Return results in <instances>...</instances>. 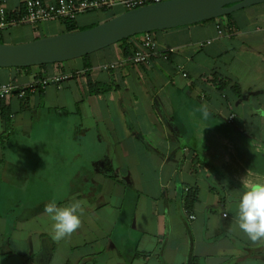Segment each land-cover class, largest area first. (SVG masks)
Here are the masks:
<instances>
[{"label":"crops","instance_id":"obj_1","mask_svg":"<svg viewBox=\"0 0 264 264\" xmlns=\"http://www.w3.org/2000/svg\"><path fill=\"white\" fill-rule=\"evenodd\" d=\"M1 1L25 10L26 0ZM117 10L74 22L91 29ZM222 18L150 33L149 66L130 61L140 35L86 59L0 69V83L35 86L3 101L7 118L0 109V264H264V246L236 226L242 178L264 182V3L229 27ZM64 21L11 27L2 43L66 33ZM47 23L64 31L43 36ZM20 27L31 30L15 42ZM89 81L112 89L91 92ZM74 199L87 202L81 227L56 242L44 206Z\"/></svg>","mask_w":264,"mask_h":264},{"label":"water","instance_id":"obj_2","mask_svg":"<svg viewBox=\"0 0 264 264\" xmlns=\"http://www.w3.org/2000/svg\"><path fill=\"white\" fill-rule=\"evenodd\" d=\"M264 0H168L123 12L98 26L23 44L0 43V69H27L88 57L129 38L216 20Z\"/></svg>","mask_w":264,"mask_h":264},{"label":"built area","instance_id":"obj_3","mask_svg":"<svg viewBox=\"0 0 264 264\" xmlns=\"http://www.w3.org/2000/svg\"><path fill=\"white\" fill-rule=\"evenodd\" d=\"M168 0H55L52 3L44 0H26L25 10L23 13L15 14L8 11L6 1L0 2V41L2 40L4 31L11 27L20 24L37 25L42 22L52 20H75L79 15L88 12H108L114 8H119L124 12L160 4ZM219 34L222 31L219 29ZM157 49V44L151 35L145 34L142 45L134 51L133 57L130 61L135 66L151 64L152 56ZM116 68V64L105 66V70ZM184 77H187L184 75ZM69 79L68 75L61 77L42 79L39 86L45 88L50 84L60 85L63 81ZM35 86L32 85L27 88L19 87L14 83H0V100H7L12 97H17L20 100L26 99L29 92H34ZM233 122V117L229 120ZM190 220H194L195 216H190Z\"/></svg>","mask_w":264,"mask_h":264},{"label":"clouds","instance_id":"obj_4","mask_svg":"<svg viewBox=\"0 0 264 264\" xmlns=\"http://www.w3.org/2000/svg\"><path fill=\"white\" fill-rule=\"evenodd\" d=\"M204 118L210 116L207 106L198 109ZM243 191L236 202V226L257 246H264V182H249L242 178ZM85 200L59 206L55 200L45 204L43 214L51 221V236L56 242L70 238L81 227Z\"/></svg>","mask_w":264,"mask_h":264},{"label":"trees","instance_id":"obj_5","mask_svg":"<svg viewBox=\"0 0 264 264\" xmlns=\"http://www.w3.org/2000/svg\"><path fill=\"white\" fill-rule=\"evenodd\" d=\"M225 19L228 20V27L232 25V23L230 22L232 20V15H228L226 17H224ZM223 19V18H221ZM65 26H66V31L65 32H71V31H83L80 30L77 26L76 23L74 22V20H65L64 21ZM219 28V27H218ZM220 29V28H219ZM221 30V29H220ZM222 31V30H221ZM132 38H129L127 40L122 41L123 43L129 42ZM0 43H2V40L0 41ZM134 54V52H133ZM88 57H84V59H86ZM60 65V64H57ZM47 66V65H46ZM46 66H40L38 68L44 69L46 68ZM30 69V68H27ZM27 69H22V70H27ZM229 82L226 81L225 84L227 85ZM89 87L92 90L91 92L97 93V94H102V93H107L108 91H111V87L109 86H105V85H97L92 83L91 81H89ZM223 88V87H222ZM222 88H219L220 90H223ZM234 91L239 94L238 89L235 87ZM27 98V97H26ZM25 100V99H24ZM0 109L2 111V115L4 118H7L8 116V110L6 109V106L3 104V100H0ZM198 201V197H197V192L191 193L188 195L187 197V201H186V206L189 210H191L194 206V204Z\"/></svg>","mask_w":264,"mask_h":264},{"label":"rangeland","instance_id":"obj_6","mask_svg":"<svg viewBox=\"0 0 264 264\" xmlns=\"http://www.w3.org/2000/svg\"><path fill=\"white\" fill-rule=\"evenodd\" d=\"M114 9H117V8H114ZM114 9H112V10H110V11H113ZM118 14H121V13H123L124 11L123 10H121V9H119L118 8ZM116 11V12H117ZM239 12V11H238ZM237 13V12H236ZM235 14V13H234ZM88 16H89V18H90V20H91V23H81L80 24V22H81V20L80 19H82V18H88ZM108 17H109V14L107 15H105V14H101L100 12H95V13H89V14H85V15H82V16H80L79 17V19H78V21H77V23L80 25V26H89V25H92V24H97V22L98 21H103V20H106V19H108ZM99 23V22H98ZM44 25V27H42V35L43 36H46V35H48L47 34V32H45V29H49V28H53V29H58V28H60L61 30L60 31H58L59 33H62L63 31H64V28L63 27H60V25L58 26V24L56 25V24H51V23H47V24H43ZM83 30L85 29V27H81ZM31 29H30V27L28 28V27H20V28H17V29H14L13 30V34L14 35H17L16 36V38L14 39V41L15 42H19L18 41V39L19 38H21L22 36H25V37H27V31H30ZM62 31V32H61ZM21 39H23V38H21ZM116 45V44H115ZM114 46V45H113ZM33 68H38V67H33ZM253 103V102H252ZM60 164V163H59Z\"/></svg>","mask_w":264,"mask_h":264}]
</instances>
